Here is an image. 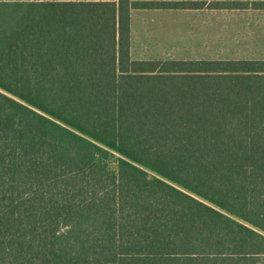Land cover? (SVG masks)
<instances>
[{"label": "trees", "instance_id": "trees-1", "mask_svg": "<svg viewBox=\"0 0 264 264\" xmlns=\"http://www.w3.org/2000/svg\"><path fill=\"white\" fill-rule=\"evenodd\" d=\"M198 5L0 0V264H264V60L131 54Z\"/></svg>", "mask_w": 264, "mask_h": 264}, {"label": "rangeland", "instance_id": "rangeland-1", "mask_svg": "<svg viewBox=\"0 0 264 264\" xmlns=\"http://www.w3.org/2000/svg\"><path fill=\"white\" fill-rule=\"evenodd\" d=\"M222 1L233 2L205 0V4L212 7L216 2ZM240 1L244 2L240 3L244 4L242 7L250 5L245 4L250 0ZM169 19L173 27V38L159 44L143 46L132 43L133 58L264 59V11L211 10L200 14L175 13Z\"/></svg>", "mask_w": 264, "mask_h": 264}, {"label": "crops", "instance_id": "crops-1", "mask_svg": "<svg viewBox=\"0 0 264 264\" xmlns=\"http://www.w3.org/2000/svg\"><path fill=\"white\" fill-rule=\"evenodd\" d=\"M63 1V0H60ZM118 2V0H114ZM132 2H165V3H179V2H195L199 5L192 9H133L130 12V41L132 43H139L142 46L150 43L159 44L166 42L173 38L172 25L169 19L170 15L175 13H193L200 14L211 10H234V11H264V1L250 0L245 4L249 6L237 5L234 9H213L205 4V0H131ZM210 2V0H207ZM231 2L244 3L240 0H230ZM208 2V3H209ZM223 2V1H222ZM139 30V33L137 32ZM183 37V36H181ZM161 39V40H160ZM165 39V40H163ZM132 54V53H131ZM133 57V56H132ZM135 59V58H134ZM142 60H178V61H205L212 60L210 58H167V57H149L141 58ZM138 59V60H141ZM213 60H252L260 61L264 59H213Z\"/></svg>", "mask_w": 264, "mask_h": 264}]
</instances>
